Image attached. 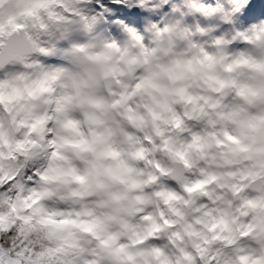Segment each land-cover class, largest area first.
Returning <instances> with one entry per match:
<instances>
[{"label": "clouds", "instance_id": "1", "mask_svg": "<svg viewBox=\"0 0 264 264\" xmlns=\"http://www.w3.org/2000/svg\"><path fill=\"white\" fill-rule=\"evenodd\" d=\"M249 3L119 21L118 39L105 10L157 6L0 0V264H264Z\"/></svg>", "mask_w": 264, "mask_h": 264}, {"label": "rangeland", "instance_id": "2", "mask_svg": "<svg viewBox=\"0 0 264 264\" xmlns=\"http://www.w3.org/2000/svg\"><path fill=\"white\" fill-rule=\"evenodd\" d=\"M147 3L149 7L152 5H156L157 7L154 10L148 11L135 5L131 7L124 4L112 5L110 11L105 10L106 23L103 27L107 28L113 36L119 39L121 37L119 21H123L124 24L142 32L144 25L149 20H159L165 14H167V18H175L181 12L190 11L192 4L214 5L216 0H147ZM195 18L202 26L214 22L205 20L199 14H196ZM260 18H264V0H250L249 5L243 10V15L240 19L247 24ZM192 20L193 16L188 15L187 22L191 23ZM229 27V25H222L215 34L219 35L220 31Z\"/></svg>", "mask_w": 264, "mask_h": 264}, {"label": "bare ground", "instance_id": "3", "mask_svg": "<svg viewBox=\"0 0 264 264\" xmlns=\"http://www.w3.org/2000/svg\"><path fill=\"white\" fill-rule=\"evenodd\" d=\"M262 16V15H261Z\"/></svg>", "mask_w": 264, "mask_h": 264}, {"label": "trees", "instance_id": "4", "mask_svg": "<svg viewBox=\"0 0 264 264\" xmlns=\"http://www.w3.org/2000/svg\"><path fill=\"white\" fill-rule=\"evenodd\" d=\"M127 6V5H126Z\"/></svg>", "mask_w": 264, "mask_h": 264}]
</instances>
